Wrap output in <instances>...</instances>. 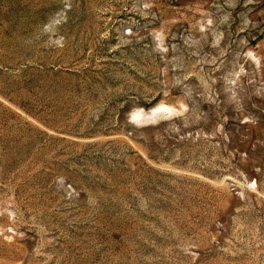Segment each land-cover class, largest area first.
<instances>
[{
  "label": "rangeland",
  "instance_id": "obj_1",
  "mask_svg": "<svg viewBox=\"0 0 264 264\" xmlns=\"http://www.w3.org/2000/svg\"><path fill=\"white\" fill-rule=\"evenodd\" d=\"M0 264H264V0H0Z\"/></svg>",
  "mask_w": 264,
  "mask_h": 264
},
{
  "label": "bare ground",
  "instance_id": "obj_2",
  "mask_svg": "<svg viewBox=\"0 0 264 264\" xmlns=\"http://www.w3.org/2000/svg\"><path fill=\"white\" fill-rule=\"evenodd\" d=\"M163 109L169 110V109H171V107H169L168 105H165V104L157 105V106L153 107L152 109H150L149 112H142V111H136L134 113L132 112L131 118H141V117H145V116H150V115H153L154 113H156L160 110H163Z\"/></svg>",
  "mask_w": 264,
  "mask_h": 264
}]
</instances>
